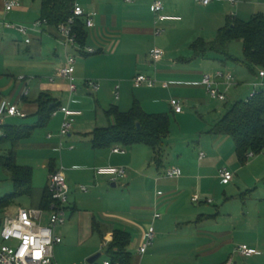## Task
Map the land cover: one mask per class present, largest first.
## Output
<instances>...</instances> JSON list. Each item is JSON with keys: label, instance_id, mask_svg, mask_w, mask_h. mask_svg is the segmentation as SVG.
<instances>
[{"label": "crops", "instance_id": "crops-1", "mask_svg": "<svg viewBox=\"0 0 264 264\" xmlns=\"http://www.w3.org/2000/svg\"><path fill=\"white\" fill-rule=\"evenodd\" d=\"M8 1L12 0H0V21L21 22L26 27L33 28L35 23L41 20L42 0H23L21 8L7 14L5 4ZM162 1L166 15L181 17L182 20L160 23L159 28L164 32L161 36H156V17L152 11L153 0H132V3L125 0H76L75 4L81 6L87 15H95L96 28L89 30L90 38L86 47L95 49L96 54L79 53L78 49L73 47L66 52L61 43L58 28L47 23L41 30L36 29L31 32L32 43L28 47L31 49L33 43L37 41L41 46L46 44L47 47L52 48L50 60L41 62L40 65L45 69L51 68L55 72H52L48 78L38 76L29 78L23 75L17 78L5 73L0 75V103L8 100L17 105L25 115L24 118L6 117L5 120L25 119L33 122L29 125H15V122L7 124L4 120L5 126L36 127L33 136L22 141L17 147L35 149L38 144L31 142L35 134L39 130H47V139L50 144L39 146L51 149L54 153L59 151L61 153L60 164L57 160L51 159L47 165L43 166L49 171L45 189L34 188L33 196L29 199L33 200L32 204L35 208H40L43 194L49 186L50 175L53 173L50 167L52 166L55 171L64 169L71 188L67 218L69 216L73 220L76 217L81 221L80 216L86 217L87 232L82 240L90 243L86 246L85 259L88 260L106 251L113 241L114 232L119 230L130 236L129 252L132 254V264H145L151 261V258H155V254L152 253L150 259H147L151 247V250L155 251L164 250V245L168 246L171 231L175 227L187 229L192 224L198 225L210 221L216 223L223 218L221 211L213 214L199 207L214 204L219 197L222 203L227 204L238 196L245 198L246 195H258L264 204L263 156L259 157L260 154L250 158L248 154L247 163L242 164L237 156L233 139L212 133L213 128L227 112L226 104L230 100L229 94L233 88L238 94L242 88V82L249 81L254 90L259 88L260 91H264V78L259 74L261 71L252 72L243 65L224 64L214 53H208L205 57H196L192 49L193 44L199 40L213 42L219 30L224 28L230 19L249 21L256 15H264V0H238L236 5H231L226 0H213L207 6L197 3L196 0ZM14 12L16 14L12 15ZM8 32L13 31L0 30V45L5 43L4 39ZM91 38L98 43V48L90 46ZM182 40H185L184 43H179ZM141 44H147V48L142 53L137 50ZM54 45L56 47H53ZM110 45L111 48L114 46L113 52L111 56H106V52L111 49ZM59 47L62 49L61 52ZM155 47L166 53L165 58L159 63H154L150 57ZM40 49L43 51V47ZM67 53L82 56L80 64L75 68L79 90L74 94L69 92L68 82L59 77V72L66 62ZM34 64V61L19 63L20 66L31 67V69ZM134 64L136 72L132 70ZM230 65L241 68L233 71ZM5 71L6 62L0 63V72ZM221 71L233 74L237 83L230 88L223 84L220 86V90L228 97L227 102L222 103L213 100L201 84L205 75H213ZM139 75L156 79L157 86L135 88L133 82ZM22 76L25 80H22ZM52 79L55 81L52 82ZM88 80L96 81L100 85V90L97 92L90 90L86 85ZM165 84L169 86L165 87ZM117 86L120 87L118 100L115 95ZM26 88L29 89L28 96H24ZM133 89L137 93L131 96ZM42 94L50 95L60 106H69L72 110L82 112V115L76 118L72 133L63 140L59 137L64 119L62 113L57 116L52 115L47 126L38 128L37 100ZM91 97L95 99L96 112L99 108L104 111L109 124L107 127L114 124V120L107 117L106 111L117 106L122 112H128L135 101L139 102L147 114L169 116L171 131L165 139L161 156L156 159L154 151L144 145L130 148L117 145L109 149H94L93 132L95 129L106 127H98L97 115L96 118L85 116L84 108L91 106L92 101L89 99ZM173 100L181 102L183 106L181 114L175 112L172 106ZM102 103L106 106L103 107ZM172 115L177 124L176 131L173 130ZM190 123L196 124V129H192ZM177 132L182 134L179 137H182V142L187 144L184 150L171 147L174 134H178ZM49 135L52 137L50 138ZM167 140L171 154H168L166 150ZM73 141L80 142L78 144L82 147L76 151L71 143ZM17 147L16 161L20 165ZM116 148L126 151V154H115ZM64 152L67 153L65 158L62 157ZM64 161L68 162L69 169H65L62 165ZM75 164H79L80 167L76 169ZM109 166L127 168L128 177L120 182L128 189L127 196L116 198L105 195V192H108L105 183L110 180L97 177L94 170ZM173 167L182 170L181 178L171 180L166 177V171ZM224 168L234 174L233 181L228 185L223 184L219 178V172ZM68 171L73 173L77 171L78 174L75 173L69 177ZM81 181H86L85 185L89 186L92 192L89 189L88 192L80 190L84 193L82 194L78 187ZM235 183L239 186L229 190L228 193L226 188ZM111 184L113 189L118 187V183ZM13 191L14 186L12 193ZM234 191L235 193H232ZM196 196L200 198L199 202L193 201ZM192 209H196V212ZM156 213L162 216L154 224L155 241L158 243L153 244L145 255H141L139 250L145 242ZM225 218H229L230 223L223 226L217 225L212 229H197L191 235L183 231L184 233L178 239L174 238L173 241H177L179 246H192V251L197 252L191 258L190 264H237L235 255L238 253V248L248 244L236 237L233 216L226 215ZM95 223L98 224L97 231L94 229ZM58 230L57 234L61 236ZM72 230L68 228L67 234L71 235ZM85 242L79 241V246L85 247ZM63 244L64 239L63 243L55 248L57 264H59L58 260L62 259L60 253L65 248Z\"/></svg>", "mask_w": 264, "mask_h": 264}, {"label": "trees", "instance_id": "trees-1", "mask_svg": "<svg viewBox=\"0 0 264 264\" xmlns=\"http://www.w3.org/2000/svg\"><path fill=\"white\" fill-rule=\"evenodd\" d=\"M75 1L42 0L41 20H46L49 25L58 28L72 15ZM74 34L77 36L79 46L85 48L90 38V31L84 18L76 20ZM236 41L242 42L243 59H238L230 53V46ZM192 49L196 57H205L208 53H214L224 64L243 65L252 72L264 71V15H256L249 21L230 19L227 25L219 30L213 42L199 40L193 44ZM37 102L39 104L38 128L45 127L60 104L47 94H42ZM106 115L114 120V124L95 129L92 134L94 149H109L117 145L125 148L144 145L154 151L156 159L161 156L165 139L171 131L169 116L147 114L137 101L128 112H122L117 106H113L106 111ZM35 129L36 127H4L6 138L0 139V144H10L12 149L8 155L0 156V168L9 174L14 191L0 199V210L9 209L19 198L33 196L34 170L31 167L18 165L16 147L22 141L30 139ZM212 133L233 139L237 156L242 164L247 163L248 154H262L264 151V93L227 107L225 116L213 128ZM50 170L51 173L55 171L52 166ZM51 204L52 195L48 186L43 194L40 208L49 211ZM94 229L96 231L99 229L97 223ZM130 244L131 239L128 233L115 231L113 241L105 251L108 259L113 264H132Z\"/></svg>", "mask_w": 264, "mask_h": 264}, {"label": "built area", "instance_id": "built-area-1", "mask_svg": "<svg viewBox=\"0 0 264 264\" xmlns=\"http://www.w3.org/2000/svg\"><path fill=\"white\" fill-rule=\"evenodd\" d=\"M125 1L132 3V0ZM212 1L213 0H196L197 3L204 6L211 4ZM226 1L231 5H236L238 3V0ZM21 7L22 4L19 0L9 1L5 4V13L9 14ZM152 11L156 17V36H161L164 32L163 29L159 28L160 23L179 22L182 20L181 17L166 15L164 13L165 6L162 0H153ZM79 18L85 19L86 26L89 30L96 28L95 15H87L81 6L76 4L70 18L58 27L61 43L66 52L73 47L78 49L79 53H86L90 55L96 54L95 49L89 47L82 48L77 43V36L74 34V25L76 24V20ZM47 23L48 22L46 20H39L33 28H29L23 25H16L14 23L1 20L0 30H11L17 32L25 39V43L30 45L32 43L31 32L36 29L41 30V28ZM165 56V51L159 49L158 47H155L150 53V57L154 63L161 62ZM75 65V55L67 53L65 65L59 72V77L68 82L69 92L71 94H74L79 90L77 79L75 77ZM259 74L260 77L264 78V71H261ZM22 80H25V78H22ZM51 81L54 82L55 79H52ZM133 84L137 89L142 87L155 88L158 81L151 77L139 75L134 79ZM201 84L206 88L210 97L219 102H227L228 100L227 95L220 90V86L222 84L228 88L237 85L236 78L233 74L223 71L217 72L213 75H205ZM86 85L93 92L100 90V85L96 81L88 80L86 81ZM164 86L168 87L169 84H165ZM260 93H264V91H260L255 88L247 100L254 98V96ZM28 95L29 89L26 88L24 96ZM115 95L118 100L120 98L119 86L116 87ZM172 106L177 114H181L183 112L181 102L173 100ZM59 113L64 115L61 130L59 132V137L63 140L72 133L76 118L81 116L82 112L72 110L69 106H60L53 112L52 115L57 116ZM6 117L24 118L25 115L19 110L17 105L10 103L8 100H3L0 103V139L6 138L4 130V120ZM49 137L51 138L52 136L49 135ZM114 153L124 155L126 154V151L116 148ZM203 156L204 155L202 154V157ZM254 156L255 155L253 153L249 154L250 158ZM94 172L97 177L108 178L111 183H119L126 180L128 177V170L123 166L96 168ZM182 176L183 172L178 167H173L166 171V177L171 180L179 179ZM219 178L223 184L228 185L233 181L234 174L224 168L220 170ZM81 190L83 192H88V188L86 186H82ZM49 191L52 195V204L49 211L41 208L27 209L19 207L15 217H7L5 219L4 223L0 227V264H57L55 260V248L63 243V239L57 234V230L59 227L64 226L67 222V209L71 194V188L63 168L50 175ZM193 201L199 202L200 198L196 196ZM209 202L211 203L212 201ZM161 217L162 216L159 213L154 214L152 226L146 235L144 244L139 250L141 255H145L148 252V249L154 244V224L156 221L161 219ZM237 251L244 258H251L256 254L255 250L250 249L246 245L240 246ZM86 264L90 263L87 262ZM94 264L113 263L107 259L103 263H99V261H97Z\"/></svg>", "mask_w": 264, "mask_h": 264}, {"label": "rangeland", "instance_id": "rangeland-1", "mask_svg": "<svg viewBox=\"0 0 264 264\" xmlns=\"http://www.w3.org/2000/svg\"><path fill=\"white\" fill-rule=\"evenodd\" d=\"M19 1L23 3V0H19ZM26 1H33V0H26ZM15 14L16 12L12 13V15H15ZM14 24L24 25V24H21V22L20 23L15 22ZM25 24H28V23H25ZM4 40H5V43L0 45V63L6 62V71L0 72V75L5 73L6 75H9V76L11 75L17 78L19 77V75H23L29 78H32L35 76L42 77V78H48L52 74V72H55L51 68L45 69V67H42L40 65L42 64L41 62L50 60V57L52 54L50 51L52 48L47 47L46 44H43V46H41L37 41H35L32 45V48L29 49L28 45L25 43V39L22 36H20L17 32H14V31L8 32ZM90 41H91L90 46L98 48V45H97L98 43H96L93 40V38H91ZM184 41L185 40H182L179 43L182 44L184 43ZM111 42L113 43L114 41L112 40ZM58 46L59 45H57V47ZM42 47H43V51L40 49ZM53 47H56V45H54ZM113 47L111 48V45H110L111 49L106 52V56H111L113 52L112 50L114 49ZM146 48H147V44H141L137 48V50L142 53L143 51H145ZM61 50H62L61 47H59V52H61ZM230 53L232 56L238 59H243L244 53H243L242 42L241 41L233 42L230 46ZM75 57H76V62H77L75 68H77L78 64H80L81 62L80 60L82 59V56L75 55ZM23 61H26V62L34 61L35 63L33 65L34 67L31 69V67L24 68L22 67V65L20 66L19 63ZM135 64H136V59H135ZM135 64L134 66H132L133 72L136 70ZM196 64L197 65L199 64L198 60ZM232 66L233 65H230V68L233 71H237V69L241 68L238 66H235V67H232ZM251 85L252 84L249 83V81L248 82L243 81L241 84L242 88L238 91V94L236 92L237 90L233 88L229 94L230 100L226 104L227 107L228 108L231 107L236 102L247 100L252 94V92L254 91V87H252ZM135 93H137V91L133 89V93H131V96L133 94L135 95ZM89 99L92 102H91V106H86L84 108L85 116L96 118V115H97L98 127H107L109 124H108V119L106 118L104 114V111L102 110V108H99L97 109V112H96L95 105H94L95 99L93 97ZM102 106L104 107L106 106V104L102 103ZM174 120L175 119L172 115V123L174 126L173 130L176 131L177 124H175ZM5 121L7 124L15 122V125H22V124L29 125L33 123V122H28V120H25V119H18V120L7 119ZM190 126L192 127V129H196V124L190 123ZM179 135L182 136V134L180 133L174 134L171 147L172 149L177 148L178 150L181 148L182 150H184L185 148H187V144L182 142L183 139L182 137H179ZM47 137H48L47 130H39L35 134L33 141H31L32 143H37L38 147H36L35 149H28V148L25 149V148L17 147L18 154L20 155L19 164L23 166H29L34 169L33 186L36 190H40V189L44 190L47 185V178L49 175V171L48 169H45L43 166L45 164L47 165V163L51 159L57 160V163L59 164L61 163L60 151L58 153H54V151L51 149L39 146L41 144L42 145L50 144V141H48ZM190 142L192 143V141ZM71 143L75 146L76 151L79 150V147H82L81 144H78L80 142L74 143L73 141ZM166 145H167L166 150L168 154H171L172 151H170L171 149H169L168 140H167ZM10 151H11L10 144H0V156H6L9 154ZM65 152L62 153V157L64 158L65 156H67V153ZM256 156L257 155H255V157ZM261 156H263L264 158V153H262L259 157ZM62 165H64L65 169L70 168L67 161H64V164L62 162ZM75 165L77 166L76 169L80 167L79 164H75ZM70 172L71 171L67 172L69 177L72 174L77 173V171H75L74 173L73 172L70 173ZM109 182L105 183L106 187L108 188V192H105L106 193L105 195H108V197L113 196L116 198L127 196L128 189L123 187L122 183L119 182L118 187L116 189H113L111 187L112 184ZM79 183H80L79 184L80 186L78 185V187L80 188L79 189L80 191L81 186L85 185L86 181L85 182L81 181ZM238 186H239L238 183H235L231 185L230 187H227L226 190L229 193V190H234V188ZM86 187L89 189V186H86ZM12 190H13V185H12V181H11L9 174L5 170L0 168V199L12 193ZM89 191H91V188L89 189ZM232 193H235V191ZM32 201H33L32 199H29L27 197L19 198L16 200L14 205L10 207L9 209L0 210V223L3 224L7 217H15L17 213V209L19 207H24L27 209L35 208V206L32 204L33 203ZM192 208H195V207L192 206ZM199 208L204 211H209V213H213V214L217 213V211H221L223 218H221V220H219L216 223H213V221H210L204 224H198V225L192 224L187 229H185V227L184 229L180 227L178 228L175 227V229L171 231L172 235L169 237L170 241L168 243V246L164 245L165 246L164 250H155V251L151 250L152 249L151 247L150 249L151 251L149 250L147 259H150L149 257L152 253L155 254V258H151V261H148V263L146 262L145 264H190L191 258H193L197 254V252L192 251L193 250V248H191L192 246H186V247L179 246L177 241H173L174 238L178 239L179 236L185 231L191 235L192 233L196 232L197 229H203V228L212 229V228H215L217 225L223 226V224H227L228 222L230 223L229 218H225L226 215L233 216L234 221L232 222L236 228V231H234L236 237H238L240 240H244L245 243L248 244V247L250 249L252 250L254 249L256 251L255 256L251 258H244L239 253H237L235 255L236 263L237 264H264V204L258 198V195H252V196L246 195L245 198L243 197L241 198L240 196H238V198H235L234 200H232L231 202L227 204H225L224 202L222 203L219 197V199L215 200L214 204H211V205L206 204V205H203V207H199ZM192 210L196 212V209H192ZM79 218L81 219V221L76 219V217L72 220L68 216L66 227L63 226V227L58 228L59 234H61V236L64 239L63 247H65L63 250H61L60 254H61L62 259L58 260L59 264H86L88 262V259H85V257L87 256L86 246H88L90 243L82 240L85 232H87L86 231L87 225L85 222L86 217L82 215ZM68 228L73 229L72 231H70L71 235L67 234ZM79 232L81 233L79 234ZM78 240L81 242H85V245H84L85 247L79 246ZM70 243L71 245H69ZM157 243L158 241L154 244H157ZM100 253L102 254V257L98 261L99 263H103L105 260L108 259V257L105 251L100 252ZM133 254H136V252H133Z\"/></svg>", "mask_w": 264, "mask_h": 264}, {"label": "water", "instance_id": "water-1", "mask_svg": "<svg viewBox=\"0 0 264 264\" xmlns=\"http://www.w3.org/2000/svg\"><path fill=\"white\" fill-rule=\"evenodd\" d=\"M138 127H140V126H138ZM101 256H102L101 254H98V255H96V256L90 258V259L88 260V263H90V264H94V263H96V262L101 258Z\"/></svg>", "mask_w": 264, "mask_h": 264}]
</instances>
